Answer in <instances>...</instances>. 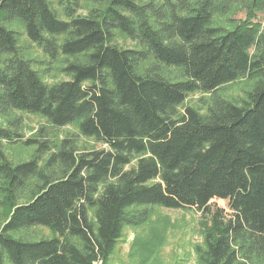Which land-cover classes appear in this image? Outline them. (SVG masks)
<instances>
[{
    "label": "trees",
    "instance_id": "trees-1",
    "mask_svg": "<svg viewBox=\"0 0 264 264\" xmlns=\"http://www.w3.org/2000/svg\"><path fill=\"white\" fill-rule=\"evenodd\" d=\"M56 1L60 14L49 0H0V264H111L153 207L201 213L197 264H264V0H89L84 16L80 0ZM55 70L66 79L44 82ZM241 80L243 96L225 97ZM196 92L210 95L204 113L184 106ZM12 112L106 148L43 128L24 140ZM2 142L35 150L12 162ZM36 227L54 236L18 235ZM149 232L128 264H160Z\"/></svg>",
    "mask_w": 264,
    "mask_h": 264
},
{
    "label": "rangeland",
    "instance_id": "rangeland-1",
    "mask_svg": "<svg viewBox=\"0 0 264 264\" xmlns=\"http://www.w3.org/2000/svg\"><path fill=\"white\" fill-rule=\"evenodd\" d=\"M53 8L60 14V7L56 0H49ZM148 1V0H143ZM159 1V0H155ZM81 8L78 15L84 16L90 8L89 0H80ZM240 7V6H239ZM240 9V10H239ZM237 13L231 17L234 21L244 19L245 12L239 8ZM62 17V16H61ZM255 20L264 26V11L256 13ZM20 31L21 46L26 52V56L33 58L35 61H41L44 56L41 51L34 45L30 44L24 34ZM116 44L122 48H134V43L125 37L116 34ZM34 65H40L35 63ZM41 73H43L40 70ZM66 79L56 70L43 76L44 82L52 84ZM245 80L236 81L223 88V94L229 99H239L243 96L245 90ZM209 94L192 93L187 96L184 106L192 107L204 113L209 101ZM182 107L179 108L181 111ZM12 117L19 118L22 126L21 133L25 139L32 138L40 128H43L50 139L59 141L63 138L70 137L76 141L78 149H105L101 143L93 139H86L78 134L75 126L69 125L62 128H51L45 119L37 115L12 112ZM6 118L0 116V126L5 127ZM6 157L12 162H20L30 159L35 147H25L20 142L7 144L2 142ZM46 156V155H45ZM215 206L222 208L227 215L231 214L226 201H213ZM201 213L196 210H172L162 207H153L152 215L148 221L137 228H125L121 240L117 243L115 251L111 257V264H128L129 254L131 252L134 240L137 238H146L149 231L155 228L160 231L162 243L158 247V258L160 264H197L195 247L202 244V235L200 229ZM19 236L29 239L52 238L54 235L42 227L33 228L27 232H21Z\"/></svg>",
    "mask_w": 264,
    "mask_h": 264
}]
</instances>
